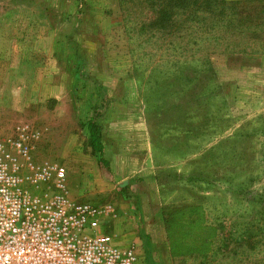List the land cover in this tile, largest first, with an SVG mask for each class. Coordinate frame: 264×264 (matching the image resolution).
I'll use <instances>...</instances> for the list:
<instances>
[{
  "label": "rangeland",
  "instance_id": "rangeland-1",
  "mask_svg": "<svg viewBox=\"0 0 264 264\" xmlns=\"http://www.w3.org/2000/svg\"><path fill=\"white\" fill-rule=\"evenodd\" d=\"M119 2L0 0L3 33L21 35L0 58V144H22V178L64 168L67 197L101 208L102 234L137 264H264V52L189 25L151 37L142 7ZM204 59L214 78L197 94ZM26 184L56 192L53 176Z\"/></svg>",
  "mask_w": 264,
  "mask_h": 264
},
{
  "label": "built area",
  "instance_id": "built-area-1",
  "mask_svg": "<svg viewBox=\"0 0 264 264\" xmlns=\"http://www.w3.org/2000/svg\"><path fill=\"white\" fill-rule=\"evenodd\" d=\"M16 151L22 144H0V264H137L136 250L114 245L101 232L103 210L70 200L65 169L45 167L22 178ZM53 176L55 193L30 191Z\"/></svg>",
  "mask_w": 264,
  "mask_h": 264
},
{
  "label": "trees",
  "instance_id": "trees-1",
  "mask_svg": "<svg viewBox=\"0 0 264 264\" xmlns=\"http://www.w3.org/2000/svg\"><path fill=\"white\" fill-rule=\"evenodd\" d=\"M133 3L142 7L141 12L145 11V15L152 14L150 18L143 15L147 23L140 26L141 31L152 27L154 31L151 37L159 33L176 38L182 27L189 25L184 28L186 37L197 31L201 39L215 42L216 45L228 42L227 50L238 48L239 54L247 59H258L264 52V0H120L119 5L125 8ZM127 11L131 18L137 16L136 9ZM202 71V75L194 79L196 84L192 87L196 88L197 94L202 93L198 90H210L207 88L214 78V71L208 61ZM87 129L92 151L102 156L98 126L88 123ZM172 217L169 216L168 221ZM165 227L167 237H170L167 223Z\"/></svg>",
  "mask_w": 264,
  "mask_h": 264
},
{
  "label": "crops",
  "instance_id": "crops-1",
  "mask_svg": "<svg viewBox=\"0 0 264 264\" xmlns=\"http://www.w3.org/2000/svg\"><path fill=\"white\" fill-rule=\"evenodd\" d=\"M8 20H9V17L8 16H4V15H2V14H0V58H3L4 56H5V52H6V50H9L8 52H12V53H10L11 55H14V52H15V49L17 50V48L16 47H12V48H10V49H5V44L7 43V42H10L11 43V46L13 45V41L12 40H19V38L21 37V35H19V36H17V34H16V36L17 37H8L7 35H5L4 33H3V31H2V27L4 26V24L5 23H7L8 22ZM12 21V25L14 26V25H16V22L14 21V19H11ZM27 42H30L29 40H27ZM33 42V41H32ZM29 44V43H28ZM8 56V55H7ZM26 84V83H25ZM29 84H30V81L26 84L27 85V87H29ZM164 234H165V237L167 236L166 235V233L164 232ZM136 254H137V252H136Z\"/></svg>",
  "mask_w": 264,
  "mask_h": 264
}]
</instances>
